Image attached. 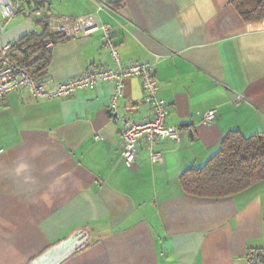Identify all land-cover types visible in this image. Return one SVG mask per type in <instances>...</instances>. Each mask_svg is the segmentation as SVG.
<instances>
[{
    "label": "crops",
    "instance_id": "1",
    "mask_svg": "<svg viewBox=\"0 0 264 264\" xmlns=\"http://www.w3.org/2000/svg\"><path fill=\"white\" fill-rule=\"evenodd\" d=\"M232 1L32 0L45 19L111 24L125 63L158 59L159 96L181 143H162L156 165L140 144L128 167L123 125L109 116L112 84L64 99L1 98L0 264H29L76 231L88 232L90 245L64 264H254L253 253L264 264V182L221 199L187 195L181 185L230 131L264 133V20L246 23ZM42 31L19 16L3 42ZM101 37L55 44L44 78L112 68ZM144 97L140 79L128 80L119 114L150 118ZM211 110L215 121L206 124Z\"/></svg>",
    "mask_w": 264,
    "mask_h": 264
},
{
    "label": "built area",
    "instance_id": "2",
    "mask_svg": "<svg viewBox=\"0 0 264 264\" xmlns=\"http://www.w3.org/2000/svg\"><path fill=\"white\" fill-rule=\"evenodd\" d=\"M32 0H0V99L10 93H20L37 100L70 98L83 91H93L101 84H112L113 97L109 116L113 122L123 125L122 157L128 167H132L139 155L138 147L143 144L152 164L163 162L164 156L158 148L167 141L175 145L181 143V130L168 123L169 107L160 98L161 90L156 76V63H125L114 43V28L94 16H85L76 20L68 17H51L48 19V30L53 35L67 39H85L94 33H102L101 41L108 50L113 67L109 69L88 68L80 77L66 82L54 83L46 78H37L12 61L14 44H5L3 37L9 25L19 16L32 21H42L45 14L40 9L30 8ZM28 6V7H26ZM105 6L99 4L98 12ZM53 43L47 44L51 49ZM158 58V57H157ZM138 78L145 94V103L150 107L151 117L136 120L131 116L119 114L120 102L125 97L127 81ZM216 111H209L205 117L206 124L213 123ZM99 139V138H98Z\"/></svg>",
    "mask_w": 264,
    "mask_h": 264
},
{
    "label": "trees",
    "instance_id": "3",
    "mask_svg": "<svg viewBox=\"0 0 264 264\" xmlns=\"http://www.w3.org/2000/svg\"><path fill=\"white\" fill-rule=\"evenodd\" d=\"M232 5L246 23L264 20V0H233ZM38 22L42 33H30L14 44L11 59L31 76L44 79L51 64L47 44L68 39L49 32L48 18ZM261 182H264V133L247 138L239 131H230L225 136L220 150L203 168L190 169L181 177L187 195L210 199L235 196Z\"/></svg>",
    "mask_w": 264,
    "mask_h": 264
},
{
    "label": "water",
    "instance_id": "4",
    "mask_svg": "<svg viewBox=\"0 0 264 264\" xmlns=\"http://www.w3.org/2000/svg\"><path fill=\"white\" fill-rule=\"evenodd\" d=\"M89 245V233L85 231H76L69 238L52 246L29 264H64L76 254L87 249ZM253 257L254 264H256V253H253Z\"/></svg>",
    "mask_w": 264,
    "mask_h": 264
}]
</instances>
